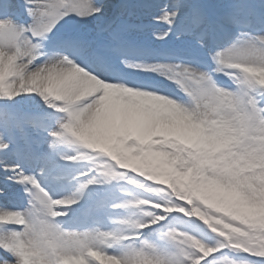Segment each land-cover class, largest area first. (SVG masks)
<instances>
[{
	"label": "snow or ice",
	"instance_id": "6c2138e0",
	"mask_svg": "<svg viewBox=\"0 0 264 264\" xmlns=\"http://www.w3.org/2000/svg\"><path fill=\"white\" fill-rule=\"evenodd\" d=\"M0 264H264V0H0Z\"/></svg>",
	"mask_w": 264,
	"mask_h": 264
}]
</instances>
